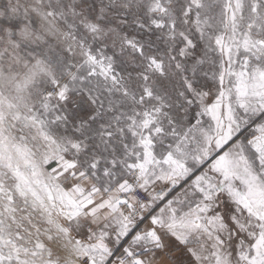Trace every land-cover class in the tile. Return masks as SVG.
<instances>
[{"label":"snow or ice","instance_id":"snow-or-ice-1","mask_svg":"<svg viewBox=\"0 0 264 264\" xmlns=\"http://www.w3.org/2000/svg\"><path fill=\"white\" fill-rule=\"evenodd\" d=\"M0 264H264V0H0Z\"/></svg>","mask_w":264,"mask_h":264}]
</instances>
